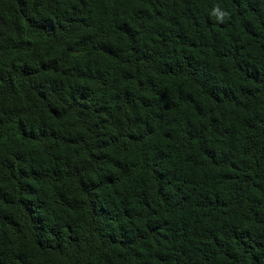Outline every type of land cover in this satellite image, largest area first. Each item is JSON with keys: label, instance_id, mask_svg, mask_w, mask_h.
<instances>
[{"label": "trees", "instance_id": "obj_1", "mask_svg": "<svg viewBox=\"0 0 264 264\" xmlns=\"http://www.w3.org/2000/svg\"><path fill=\"white\" fill-rule=\"evenodd\" d=\"M0 264H264V0H0Z\"/></svg>", "mask_w": 264, "mask_h": 264}]
</instances>
